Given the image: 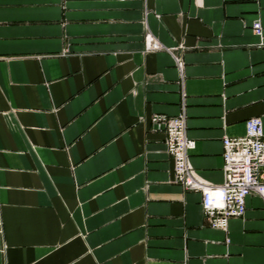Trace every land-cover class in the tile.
<instances>
[{
    "label": "crops",
    "instance_id": "crops-1",
    "mask_svg": "<svg viewBox=\"0 0 264 264\" xmlns=\"http://www.w3.org/2000/svg\"><path fill=\"white\" fill-rule=\"evenodd\" d=\"M153 114L222 184V140L264 131V0H0V264H264L262 199L211 228Z\"/></svg>",
    "mask_w": 264,
    "mask_h": 264
},
{
    "label": "built area",
    "instance_id": "built-area-1",
    "mask_svg": "<svg viewBox=\"0 0 264 264\" xmlns=\"http://www.w3.org/2000/svg\"><path fill=\"white\" fill-rule=\"evenodd\" d=\"M252 27L255 35L262 37L260 24L255 22ZM145 44L147 49L158 46L150 35L146 36ZM151 124L165 135L164 145L172 159L175 182L200 193L202 215L211 228L226 231L229 219L243 217L246 198L251 194L264 202V131L260 117L245 122L244 135L222 140L224 180L220 185L201 183L190 171L187 159L194 142L185 135L183 115L153 114Z\"/></svg>",
    "mask_w": 264,
    "mask_h": 264
}]
</instances>
